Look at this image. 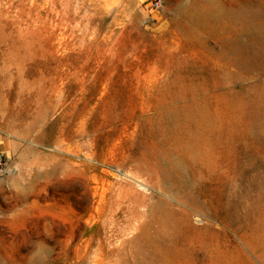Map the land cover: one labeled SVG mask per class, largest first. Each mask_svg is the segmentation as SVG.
Returning a JSON list of instances; mask_svg holds the SVG:
<instances>
[{"label":"rangeland","instance_id":"1","mask_svg":"<svg viewBox=\"0 0 264 264\" xmlns=\"http://www.w3.org/2000/svg\"><path fill=\"white\" fill-rule=\"evenodd\" d=\"M152 1L0 0V264H264V113L177 121L174 75L222 61Z\"/></svg>","mask_w":264,"mask_h":264},{"label":"bare ground","instance_id":"2","mask_svg":"<svg viewBox=\"0 0 264 264\" xmlns=\"http://www.w3.org/2000/svg\"><path fill=\"white\" fill-rule=\"evenodd\" d=\"M254 8L251 2L240 1L228 7L217 0H196L181 11L182 21L174 20L183 36L201 43L208 53L222 61L211 79L195 72L175 74L174 85L167 93L169 101H178L170 108L171 114L177 121L194 123L193 135L201 143H205V129L200 124L217 117L215 109L210 111V99L215 95L230 109L248 108L252 117L264 113V13ZM230 23L238 25L231 36H226ZM240 36L246 37V41L241 42ZM210 39L213 46L207 43ZM225 64L235 68L230 70ZM244 80L251 81L244 84ZM211 88L219 91L208 94ZM167 160L168 166L173 167L170 158Z\"/></svg>","mask_w":264,"mask_h":264},{"label":"built area","instance_id":"3","mask_svg":"<svg viewBox=\"0 0 264 264\" xmlns=\"http://www.w3.org/2000/svg\"><path fill=\"white\" fill-rule=\"evenodd\" d=\"M159 7V0H153L150 2V9H156ZM10 172L9 164L6 160L3 152L0 151V176H4Z\"/></svg>","mask_w":264,"mask_h":264}]
</instances>
